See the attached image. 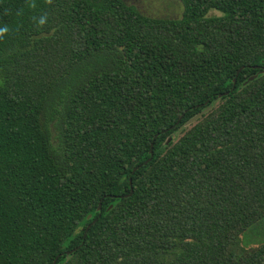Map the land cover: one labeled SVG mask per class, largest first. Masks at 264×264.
<instances>
[{
	"label": "trees",
	"instance_id": "1",
	"mask_svg": "<svg viewBox=\"0 0 264 264\" xmlns=\"http://www.w3.org/2000/svg\"><path fill=\"white\" fill-rule=\"evenodd\" d=\"M179 1L0 0V264H264V0Z\"/></svg>",
	"mask_w": 264,
	"mask_h": 264
},
{
	"label": "rangeland",
	"instance_id": "2",
	"mask_svg": "<svg viewBox=\"0 0 264 264\" xmlns=\"http://www.w3.org/2000/svg\"><path fill=\"white\" fill-rule=\"evenodd\" d=\"M128 4L134 5L141 13L156 18H180L184 7L179 0H125ZM183 130L177 133L180 137ZM264 243V220L256 226L248 229L241 237V243L237 249L239 253L251 247Z\"/></svg>",
	"mask_w": 264,
	"mask_h": 264
},
{
	"label": "water",
	"instance_id": "3",
	"mask_svg": "<svg viewBox=\"0 0 264 264\" xmlns=\"http://www.w3.org/2000/svg\"><path fill=\"white\" fill-rule=\"evenodd\" d=\"M261 72L264 73V68L262 69ZM226 95H228V93H226ZM219 97L221 98L222 95H220ZM211 108H212V106L206 108L205 110H203V112L197 114L194 118H192L190 121L187 122L186 126H190L191 124L196 122L199 118H201L203 116V114L207 113ZM171 140H172V138H169L167 143L169 144L171 142ZM132 192H133V190H132ZM100 210H101V206H99V211ZM89 218H91V216ZM74 251H76V250L67 252V255L70 256Z\"/></svg>",
	"mask_w": 264,
	"mask_h": 264
}]
</instances>
